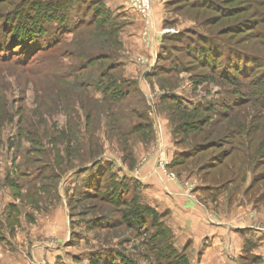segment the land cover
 <instances>
[{
    "label": "rangeland",
    "instance_id": "rangeland-1",
    "mask_svg": "<svg viewBox=\"0 0 264 264\" xmlns=\"http://www.w3.org/2000/svg\"><path fill=\"white\" fill-rule=\"evenodd\" d=\"M24 1L0 0L1 19ZM214 1L220 8L200 7L198 0H160L147 20L128 0H82L72 12L77 21L84 16L87 21L100 5L108 8L109 23L121 26L118 33L105 32L110 25L98 31L86 24L62 37L55 34L60 42L49 52L30 57L38 48L33 47L19 56L14 45L6 55L0 51V264H158L153 248H164L153 244L154 229L131 228L123 221L124 202L133 196L152 206L171 228L167 245L182 253L186 264H198V223L192 227L184 209L169 205V184L180 187L176 192L182 201L196 204L199 179L214 183L231 177L227 171L216 174L217 169L204 176L201 163L232 149L229 161L238 160L235 170L241 174L246 155L239 152L247 146L254 161L247 167L250 179L254 174L264 179L263 106L248 102L227 119L198 112L199 104L217 107L233 86L219 80L226 75L220 70L225 57L212 72L187 51L198 41V31L219 35L222 50L231 46L255 54L259 62L249 66L259 67L250 79L261 74L254 80L264 82V0ZM231 13L235 16L222 18ZM233 24L240 28L230 34ZM182 30L190 37L184 36L185 45L170 39ZM108 52V59L98 57L87 65L86 57ZM175 59L178 68L168 71ZM110 61L116 64L103 77ZM232 79L241 88L248 82ZM99 81H115L128 92L105 100ZM173 96L197 112H182L172 104ZM199 120L201 125L172 133L177 123ZM239 125L241 140L228 138ZM212 141L215 145L197 157L175 165L181 151ZM88 144L100 152L94 162L103 160L106 169L100 187L86 186L87 177L79 173L89 165L84 163ZM116 184L124 186L122 199L108 195ZM257 185L246 191L251 199L264 195V180Z\"/></svg>",
    "mask_w": 264,
    "mask_h": 264
},
{
    "label": "trees",
    "instance_id": "trees-1",
    "mask_svg": "<svg viewBox=\"0 0 264 264\" xmlns=\"http://www.w3.org/2000/svg\"><path fill=\"white\" fill-rule=\"evenodd\" d=\"M81 1L80 0H36L32 2L30 0H25L23 3H21V5L18 4L17 6H14L11 12H7L6 14L3 15L5 16L3 17V19H1L2 17L0 16L1 21L4 23L3 27L0 29L1 31L0 51L4 53L5 52L9 53L10 47L14 45L15 49L16 48L19 49L18 51L19 56L24 54L25 51H28V50L30 51V48H33V47L34 48L38 47V48L31 55L28 52L27 55H30V57H33L36 53H40L43 51L49 52L53 48H56V46L60 42L59 39H56L55 34H59L62 37L69 32H76V30H78L80 25H86V24L88 28L94 26V28H97L98 31H102L104 27H108V25H110L111 27L109 29L107 28L108 30H106L105 32L110 33V34H115V35L118 33L121 26L116 25L115 23L114 24L109 23V20L110 22H112V20L109 14H107L108 8L102 7L100 5H97L94 7V11L89 14L90 16L87 21H86L85 16L84 18L83 17L81 18V22H80V19L79 21H77L76 20L77 14L72 13V12L76 9V6L78 5L76 3L77 2L79 3ZM89 2L88 4H90ZM198 6L203 7V8H207L209 6L220 8L217 5V2L214 0H198ZM226 12L227 11L224 10V13ZM12 14L15 16H12ZM86 14H87V11H85V15ZM225 16L226 17H222V18L225 19L228 17H233L235 16V14L231 13ZM210 21H213V19H211ZM9 23H11L10 26L7 25ZM203 27H205V25H203ZM229 28L233 29L229 32L230 34H233L240 27H236V25L233 24L232 26H229ZM186 32L187 31L182 30L180 31L179 35L170 37V39L177 41L178 44L180 43V44L185 45L184 42L187 37L185 35ZM197 36H198V41H196L193 44L191 43V45H194V47L193 46L189 47L187 50L188 53L191 54L192 57L197 59V63H198V60L200 59L202 62L201 66L205 68H211L212 72H216L217 67H219L218 64L219 62L221 63L222 61V59L220 58H222V56L225 57L226 64L223 65L221 67L222 69L220 70H222L221 71L222 74H226V75H219V80L225 81V83L233 86L231 88V94L229 95L230 97L226 99L224 98L221 101H219L217 103L218 108L211 105V103L209 107H205L202 104H199L198 112L212 113V115L214 116L227 119L229 114L233 110L241 107L242 105L248 102L255 101L261 106H263L264 108V82H261V83L257 82L261 74L259 75L257 74L255 77L250 79V76L252 74H255L258 71L256 70V68L259 67V66H256L255 68H252V66H249L251 62L253 63V65L255 61L257 63L259 62L258 59H254L255 54L252 55L251 53L244 52L242 49H238L239 51L237 52L235 48L230 49L231 46L226 47V51L225 49L222 50L223 45L221 43H219V45L217 44L219 35H215L217 37L211 36V35L209 36V35L202 33L201 31H198ZM187 38H190V37H187ZM258 39L260 40V38H257V40ZM45 41H47L45 43V46H41L42 44L44 45L43 42ZM107 42L108 41H106V43ZM219 42H221V40H219ZM7 53H5V55ZM235 55L237 56L234 57ZM247 55L249 57H247ZM108 56L111 57L112 54L108 52V53H102L97 56L90 55L86 57L87 65L91 64L92 61L94 60L96 61L98 57H99V60H103L104 58L108 59L109 58ZM51 62H52L51 60L47 61V64L48 65L52 64ZM111 62L112 61H110L109 65L105 67L106 70L101 72V75L103 77H106L109 71H112L113 64H116V63H111ZM179 64H180L179 61L176 60L175 64L173 65L171 64V66L168 65L167 70L168 71L175 70L178 68ZM156 66L161 67L160 65H156ZM245 69L248 70L249 72V73L247 72L248 75H246L247 74L246 72H245L246 74H244L243 71ZM232 71H236L237 75H233ZM233 77H236L237 79H240L242 77L245 79L246 82L247 81L248 82L245 83L244 86H242L241 88L236 85V83L234 82L235 79H232ZM256 77H257V81H255ZM97 86H98L97 88L100 89L104 93L103 98L105 100H109L111 98H114L115 96H120L122 94H123L122 97H125L128 92V91H124L123 93V91L120 90V87L115 81H111L110 83H107L105 81L104 82L99 81V84ZM234 86L237 87L238 89H236ZM172 98H173L172 104L178 106L180 110L182 109L183 110V111L181 110L182 112L187 113V114L197 112V111H190L188 108L186 109L183 108L181 104H179V101L174 100V96ZM202 107H205L206 109L202 111L201 110ZM201 121L200 120L199 121H189V122L186 121L185 123H182V124L177 123L172 133L177 134V131L183 133L189 126L193 127L197 125L196 122H198V125H201ZM238 129H239L238 132H234V131L230 132V136L228 134V138L233 136V137H238L241 140L242 133L240 131L244 129L242 125H239ZM251 134H249V136ZM261 142L264 143V140ZM213 144H214V141H212L209 145L198 144L197 146H194L192 151L191 150L181 151L180 153H178V155L176 156L174 160L175 165L183 164L184 161L190 158H193V157H197L199 153H203L207 148H210ZM88 145H89L88 146L89 156H88V160L85 161L84 163L88 162L89 165L85 167L83 166V169L80 170L79 173L84 174V178L87 177L88 183L86 184V186H89L91 188L100 187L102 183V178L104 174L106 173V169L102 167V164L104 163L103 160L96 162V163L94 162V160L98 157L100 152L95 153L96 152L95 149L93 148L91 149V144H88ZM239 153H243L246 155V161L240 166L242 167L241 169L243 172L241 174H239L240 172L235 170L237 166L236 161L238 160L233 161V163H231L232 161H229L230 160L229 158H231L230 156L232 154V149L230 151L223 152L219 156H214V157L211 156L210 157L211 159L210 158L206 159V163L205 162L201 163L200 166H203V167H199L200 171L205 170V174H203L204 176L210 170L213 172L214 169H217L218 171L216 172V174L222 171L229 172L231 177L225 180L224 182H218V181L214 183L209 182L210 184H213L216 186L224 187L227 184L236 180L237 178L244 181V179L246 178V174L248 172L247 167H249L250 163H253L254 161H252L251 159L252 156L249 152L248 146L246 147L245 151L242 150ZM245 155H243L244 158H245ZM204 166H208L209 168L204 167ZM263 180L264 179L262 178V176H260V174L259 175L254 174V176H252L251 178V181H250V184L247 190L250 191L254 188L256 189L258 187V185L256 186V184L262 182ZM204 181L207 182L206 180ZM111 188L112 189L110 192H108V195L113 196V197L116 196L115 199H119L118 197L121 196V199H122L123 193L121 192L122 190H124L123 189L124 186L118 187V184H116V188L115 186ZM125 191L127 190L125 189ZM124 204H126V210L124 211V214H123V221L127 225L135 229L145 228L146 226L148 227V229L149 228L154 229V233H152L151 235V238L153 239L152 240L153 244L154 245L155 243L161 244L164 248L161 250V252H159L157 247L153 248L155 251H157V253H159L158 256L160 260L158 264H186L184 255L182 253L176 254L177 250L173 248L172 245L171 246L167 245V242H169V238H171V235H173L172 230L169 226L163 225L159 221L160 214L152 206L142 205L139 202L137 196L131 197L130 200L128 202H124ZM248 259H250L249 260L250 264H252V262L254 264L259 262V257H256V256H251Z\"/></svg>",
    "mask_w": 264,
    "mask_h": 264
},
{
    "label": "crops",
    "instance_id": "crops-1",
    "mask_svg": "<svg viewBox=\"0 0 264 264\" xmlns=\"http://www.w3.org/2000/svg\"><path fill=\"white\" fill-rule=\"evenodd\" d=\"M250 181V173L224 187L199 179L196 204L182 201L176 192L180 187L169 184V205L184 209L192 227L198 223V264H250L251 256L264 264V195L251 199L246 193Z\"/></svg>",
    "mask_w": 264,
    "mask_h": 264
},
{
    "label": "built area",
    "instance_id": "built-area-1",
    "mask_svg": "<svg viewBox=\"0 0 264 264\" xmlns=\"http://www.w3.org/2000/svg\"><path fill=\"white\" fill-rule=\"evenodd\" d=\"M160 0H128L131 9L136 11L144 19H149L152 11L153 4L159 2ZM168 33H173L174 31H165ZM175 33V32H174Z\"/></svg>",
    "mask_w": 264,
    "mask_h": 264
}]
</instances>
